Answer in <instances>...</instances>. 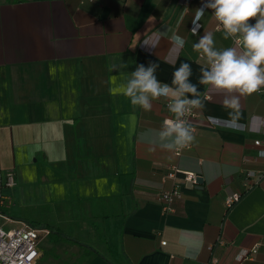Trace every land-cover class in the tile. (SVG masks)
<instances>
[{"label":"crops","instance_id":"crops-1","mask_svg":"<svg viewBox=\"0 0 264 264\" xmlns=\"http://www.w3.org/2000/svg\"><path fill=\"white\" fill-rule=\"evenodd\" d=\"M204 2L0 0V196L10 200L0 212L19 227L54 229L45 237L48 250L38 245L37 264L55 249L73 250L78 264H264V88L240 98V130L209 123L229 110L223 93L198 83L208 65L193 44L206 32L218 50L238 38L224 39L211 9L193 34ZM174 35L182 48L173 47ZM157 36V47H143ZM121 62L128 66L113 70ZM150 62L170 85L189 63L191 81L205 94L206 109L189 121V149L152 143L164 118L174 117L167 98L144 111L115 91ZM171 170L203 184L184 183L181 173L167 179ZM8 173L14 186L7 189ZM173 186L181 198L174 213L163 214L159 193ZM231 193L241 196L226 209ZM57 255L47 264H60Z\"/></svg>","mask_w":264,"mask_h":264},{"label":"clouds","instance_id":"clouds-1","mask_svg":"<svg viewBox=\"0 0 264 264\" xmlns=\"http://www.w3.org/2000/svg\"><path fill=\"white\" fill-rule=\"evenodd\" d=\"M206 9L212 10L225 40L238 38L237 46L218 50L214 46L213 33L206 32L193 44V49L201 53L208 65L200 68L198 83L209 86L210 92L223 93V107L229 110L226 119L215 116H208L207 119L214 126L240 130V98L264 88V0H205L195 11L194 24L204 16ZM252 20L255 23H250ZM195 32L194 28L193 34ZM150 39L143 41L145 46L155 48L159 45V36L154 43H150ZM171 41L177 49L185 43L179 35H174ZM127 66L121 62L118 66L114 65L113 70ZM158 68L159 64L151 62L147 67L137 65L135 71L127 73L126 83L115 91H122L133 106H139L144 111L152 109V100L167 98L168 110L174 118L164 120L152 143L167 151H178L195 140L194 129L185 116L193 109H206V103L201 98L205 94L191 81L192 67L189 63H181L173 72L171 85L157 78ZM260 156L264 157V151L260 152Z\"/></svg>","mask_w":264,"mask_h":264},{"label":"built area","instance_id":"built-area-1","mask_svg":"<svg viewBox=\"0 0 264 264\" xmlns=\"http://www.w3.org/2000/svg\"><path fill=\"white\" fill-rule=\"evenodd\" d=\"M87 2L93 3L97 0H85ZM196 32L199 30L200 25L198 22L195 23ZM217 29L222 30V27L217 22ZM195 32V33H196ZM144 47V44H143ZM169 101L166 102V108L168 110ZM196 109H193L191 112L186 114L185 119L189 122L191 119L195 118ZM169 113H171L168 110ZM168 115L165 119H172ZM163 120V122H164ZM264 121V118H263ZM259 141H255V145H259ZM190 145L184 149H189ZM180 151V150H178ZM178 172L176 170H171L166 174L167 179H175ZM181 180L184 183H189L191 185L196 184L197 175L189 172L181 173ZM14 186V178L12 173H8L5 176L4 187L12 188ZM239 193H231L225 197L224 206L226 209L231 208L235 203L239 201L240 198ZM181 198V192L178 186H173L171 189L163 190L159 193V201L161 204V210L163 214H171L174 213V209L172 208V204L175 200ZM10 200L7 196H0V207H6L9 204ZM0 219L5 222H11V220L0 213ZM49 231L45 229H35L31 228L26 224H22L20 227L16 229H12L9 231H4L2 226H0V264H37L41 257V253L39 251V241L40 234H44V236L49 235ZM223 245V241L219 242ZM161 245H165V242H162ZM256 248H253L250 251H242L238 257L237 261L241 262L246 259L250 255L256 253ZM208 264H217L216 260H211Z\"/></svg>","mask_w":264,"mask_h":264},{"label":"rangeland","instance_id":"rangeland-1","mask_svg":"<svg viewBox=\"0 0 264 264\" xmlns=\"http://www.w3.org/2000/svg\"><path fill=\"white\" fill-rule=\"evenodd\" d=\"M0 226H2L4 231H9V230L16 229V228L19 227V225L14 220H11V222H5L2 219H0ZM45 237L46 236H44V234H40V244H39V246H40V248L43 251L45 249H46V251L48 250L46 248V247H48V245H46L48 239L45 238ZM49 253H51V254L47 255V257L43 259L42 264L50 263L51 260H54V262H56L55 257H57V258L59 257V255H57V254H60L61 258H62V261H61L60 264H78V261L75 262V259H74L75 255L73 253V250H66L64 255H62V253L57 251V249H55L52 252H50V250H49ZM55 264H58V263H55Z\"/></svg>","mask_w":264,"mask_h":264},{"label":"trees","instance_id":"trees-1","mask_svg":"<svg viewBox=\"0 0 264 264\" xmlns=\"http://www.w3.org/2000/svg\"><path fill=\"white\" fill-rule=\"evenodd\" d=\"M0 213H1V215H3V216H5V217L9 218V216L7 215L6 212L1 211ZM25 224L28 225V226L31 227V228H35V229H45V230H47V231H51V232L54 233V229H53L52 227H50V226H44L43 228H40L39 226H36V225H34V224L30 223V222H25Z\"/></svg>","mask_w":264,"mask_h":264},{"label":"water","instance_id":"water-1","mask_svg":"<svg viewBox=\"0 0 264 264\" xmlns=\"http://www.w3.org/2000/svg\"><path fill=\"white\" fill-rule=\"evenodd\" d=\"M202 184H203V180H202V178L197 177V179H196V184H195V185L202 186Z\"/></svg>","mask_w":264,"mask_h":264}]
</instances>
